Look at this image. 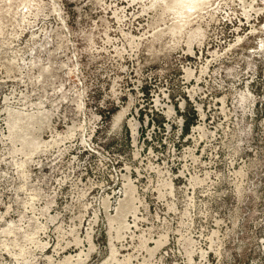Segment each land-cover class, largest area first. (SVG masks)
<instances>
[{"label": "rangeland", "instance_id": "1", "mask_svg": "<svg viewBox=\"0 0 264 264\" xmlns=\"http://www.w3.org/2000/svg\"><path fill=\"white\" fill-rule=\"evenodd\" d=\"M0 264H264V0H0Z\"/></svg>", "mask_w": 264, "mask_h": 264}]
</instances>
